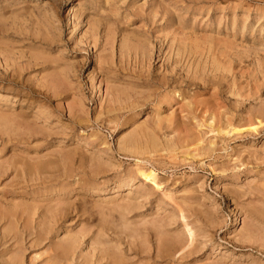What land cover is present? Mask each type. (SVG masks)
Returning <instances> with one entry per match:
<instances>
[{
  "label": "rangeland",
  "instance_id": "rangeland-1",
  "mask_svg": "<svg viewBox=\"0 0 264 264\" xmlns=\"http://www.w3.org/2000/svg\"><path fill=\"white\" fill-rule=\"evenodd\" d=\"M0 91V264H264V0H0Z\"/></svg>",
  "mask_w": 264,
  "mask_h": 264
},
{
  "label": "bare ground",
  "instance_id": "bare-ground-1",
  "mask_svg": "<svg viewBox=\"0 0 264 264\" xmlns=\"http://www.w3.org/2000/svg\"><path fill=\"white\" fill-rule=\"evenodd\" d=\"M214 58V57H213ZM175 60V59H174ZM173 61V60H172ZM175 61H177V59L175 60ZM179 61V60H178ZM216 62V61H215ZM191 69V68H190ZM173 70V69H172ZM164 71V70H163ZM166 71H168V70H166ZM169 72V71H168ZM174 75V74H173ZM158 78V77H157ZM168 78H169V76H167V75H165V74H161V76L157 79V80H161V81H166V80H168ZM172 79V78H171ZM147 80V79H146ZM149 83V82H148ZM166 84V83H165ZM1 92V91H0ZM2 94V93H1ZM6 95V94H5ZM3 96V95H2ZM15 96V95H14ZM3 97H5V96H3ZM19 98H20V96H18ZM1 98V97H0ZM21 99V98H20ZM110 99H111V97H110ZM2 100V99H1ZM18 101H21V100H18ZM21 107V106H20ZM107 108V107H106ZM28 109V108H27ZM9 113V112H8ZM15 113V112H14ZM25 114H26V112H25ZM17 115V114H16ZM15 116V115H14ZM14 116H11V117H14ZM19 116H21L20 115V113H19ZM3 118L5 117V116H2ZM2 117H0L1 119H2ZM184 119V118H183ZM13 120V119H12ZM210 120V119H209ZM18 123V122H17ZM2 124V123H1ZM15 124V123H14ZM11 126V125H10ZM13 127V126H12ZM184 127V126H183ZM14 128V127H13ZM218 128H219V126H218ZM24 129V128H23ZM236 129V128H235ZM180 132V131H179ZM15 134V133H14ZM18 136V135H17ZM20 137V136H19ZM132 139V138H131ZM181 140V139H180ZM19 141V140H18ZM196 141V140H195ZM135 142V141H134ZM199 142V141H198ZM130 143H131V141H130ZM136 143V142H135ZM132 144V143H131ZM212 144V143H211ZM190 147V146H189ZM136 149V148H135ZM137 152V151H136ZM71 153V152H70ZM181 153V152H180ZM170 154V153H169ZM181 156V155H180ZM19 161V160H18ZM55 161V160H54ZM89 161V160H88ZM13 162V161H12ZM56 162V161H55ZM54 162V163H55ZM62 162V161H61ZM14 163V162H13ZM15 163H17V162H15ZM53 163V164H54ZM39 164V163H38ZM43 164V163H42ZM56 164H57V162H56ZM50 165V164H49ZM55 165V164H54ZM56 166V165H55ZM23 167V166H22ZM41 167V166H40ZM47 167V166H46ZM53 167V166H52ZM57 167V166H56ZM16 168V167H15ZM27 168H28V166H27ZM31 168V167H30ZM50 168V167H49ZM137 168V167H136ZM42 169H43V167H42ZM42 169L40 170V171H42ZM57 169V168H56ZM28 171H31V170H28ZM46 171V170H45ZM137 171L140 173V176H143V178L144 179H151V180H153L154 181V178H155V176H154V174L151 172V170L150 171H147V172H145V171H142V169L140 170L139 168L137 169ZM82 183V182H81ZM89 183V182H88ZM84 184V183H83ZM85 184H87V181H86V183ZM156 185V184H155ZM87 187V186H86ZM88 187H89V185H88ZM78 188H79V186H78ZM83 188H85V187H83ZM82 189V188H81ZM81 189H79V190H81ZM91 189V188H90ZM70 190V189H69ZM95 190V189H94ZM84 191V190H83ZM88 191V190H87ZM80 192V191H79ZM79 192H77L78 193V195H79ZM83 194V193H82ZM80 196V195H79ZM84 196V195H83ZM63 200V199H62ZM64 201V200H63ZM93 202V201H92ZM48 203V202H47ZM70 206H72L73 207V205H70ZM69 207V206H68ZM74 208V207H73ZM107 208V207H106ZM125 208V207H124ZM181 208V207H180ZM229 208V207H228ZM59 209V208H58ZM65 209V208H64ZM49 210V209H48ZM180 210V209H179ZM69 211V210H68ZM70 212V211H69ZM181 214H182V212H181ZM66 215V214H65ZM59 216H60V214H59ZM180 216V215H179ZM182 216H184V215H182ZM55 217V216H54ZM74 217V216H73ZM99 217V216H98ZM214 217V216H213ZM68 218H69V216H68ZM193 218V217H192ZM42 219V218H41ZM54 220V219H53ZM57 220H58V218H57ZM67 220V219H66ZM60 221V220H59ZM65 221V220H64ZM183 221H185V220H183ZM63 222V221H62ZM61 223V222H60ZM79 223V222H78ZM184 225V227L186 228V232L188 233L187 235H188V238H189V243L193 240L192 239V237H193V232H192V230H191V227L186 223V222H184L183 223ZM82 225V224H81ZM104 225V224H103ZM64 228V227H63ZM65 230V229H64ZM114 230V229H113ZM67 231V230H66ZM134 232V231H133ZM76 233V232H75ZM126 233V232H125ZM142 233V232H141ZM40 234V233H39ZM40 236V235H39ZM160 236V235H159ZM163 237V236H162ZM165 237V236H164ZM38 238V237H37ZM48 238V237H47ZM158 239H160V238H158ZM96 240V239H95ZM167 240V239H166ZM143 241V240H142ZM129 242V241H128ZM168 242V241H167ZM163 243L162 245V248L164 249V250H166L167 248H169L170 246H169V243ZM181 242V241H180ZM153 243V242H152ZM178 243V242H177ZM1 244V243H0ZM65 245V244H64ZM73 245V244H72ZM185 245V244H184ZM183 244H181V245H179V247L176 249V252L177 251H181L182 249H183V246H184ZM187 245V244H186ZM189 245V244H188ZM61 246V245H60ZM128 246V245H127ZM157 246V245H156ZM177 246V245H176ZM64 247V246H63ZM94 247V246H93ZM142 248H143V246H141ZM161 247V246H160ZM97 248V247H96ZM155 248V247H154ZM95 249V248H94ZM102 249V248H101ZM148 249V248H147ZM1 250V249H0ZM48 250H49V248H48ZM191 250V249H190ZM65 251H67L66 249L64 250V252ZM92 251V250H91ZM143 251V250H142ZM148 251V250H147ZM169 251V250H168ZM187 251V250H186ZM75 252V251H74ZM152 252V251H151ZM73 253V252H72ZM119 253V252H118ZM137 253V252H136ZM175 254V253H174ZM156 256H157V254H156ZM29 257V256H28ZM98 257V256H97ZM120 257V256H119ZM160 257H163V255L162 256H160ZM31 258V257H30ZM44 258V257H43ZM75 258V257H74ZM113 258H114V256H113ZM34 259V258H33ZM115 260V259H114ZM8 261V260H7ZM142 261V260H141ZM162 261V260H161ZM67 262V261H66ZM109 262V261H108ZM114 263V262H113ZM130 263V262H129ZM131 263H133V262H131ZM156 263V262H155ZM15 264V263H14ZM57 264V263H56ZM66 264V263H65ZM78 264V263H77ZM115 264H121V263H115ZM126 264V263H125ZM143 264V263H142Z\"/></svg>",
  "mask_w": 264,
  "mask_h": 264
}]
</instances>
